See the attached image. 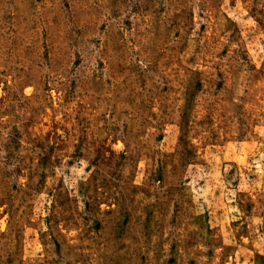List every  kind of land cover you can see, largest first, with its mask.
Instances as JSON below:
<instances>
[{"label":"rangeland","instance_id":"1","mask_svg":"<svg viewBox=\"0 0 264 264\" xmlns=\"http://www.w3.org/2000/svg\"><path fill=\"white\" fill-rule=\"evenodd\" d=\"M0 264H264V0H0Z\"/></svg>","mask_w":264,"mask_h":264}]
</instances>
